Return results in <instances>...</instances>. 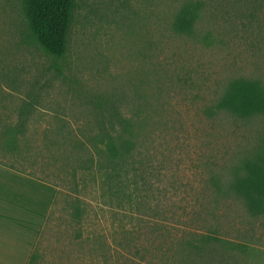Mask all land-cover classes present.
<instances>
[{"label":"rangeland","instance_id":"1","mask_svg":"<svg viewBox=\"0 0 264 264\" xmlns=\"http://www.w3.org/2000/svg\"><path fill=\"white\" fill-rule=\"evenodd\" d=\"M187 3L200 14L191 33H179ZM61 63L58 71L30 43L19 0H0V121H18L33 103L21 156L0 151V161L56 191L34 264H107L120 241L127 217L103 202L71 145L95 134L114 106L135 122V155L152 187L138 212L149 221L138 230L149 249L157 235L191 230L227 241L234 264H264V215H251L232 190L264 148V115L218 107L234 79L264 86V0H77ZM77 197L81 221L70 207Z\"/></svg>","mask_w":264,"mask_h":264},{"label":"trees","instance_id":"2","mask_svg":"<svg viewBox=\"0 0 264 264\" xmlns=\"http://www.w3.org/2000/svg\"><path fill=\"white\" fill-rule=\"evenodd\" d=\"M19 2L28 40L45 55L54 58V67L61 71V62L67 56L77 0ZM199 9V3L185 4L175 18L174 29L179 33H191L199 17ZM57 61L60 63L57 64ZM32 105L33 103L29 102L20 109L18 121H0V143L11 154H22L21 143L30 130L28 118ZM218 107L240 117L264 115V86L255 79H234L229 83ZM111 110V114L106 118L108 121H97V132L86 137L89 144L78 137H75L71 144L72 150L77 152L75 157L78 164L89 171V182L100 183L103 202L110 208L122 211L127 217L125 223L123 219L118 224L122 234L120 241L115 245L112 254L103 256V263L113 261L116 264H234V249L227 241L212 233L189 230L174 235L168 232V235L161 234L153 238L152 249H149L144 235L138 231L147 227L149 221L139 217L138 212L149 205L152 187L147 171H144L146 169L142 170V166H138L142 161L135 155V122L124 117L119 107L114 106ZM241 171L243 172H239L232 183V190L244 199L251 215H264V148L256 158L247 160ZM70 207L73 218L83 220L86 206L80 197L75 198ZM50 215L51 211L48 218ZM115 216L116 213L113 217ZM127 225L133 229L127 230ZM101 240L103 238H100L99 247L106 244ZM37 247L29 264H34L38 258Z\"/></svg>","mask_w":264,"mask_h":264},{"label":"crops","instance_id":"3","mask_svg":"<svg viewBox=\"0 0 264 264\" xmlns=\"http://www.w3.org/2000/svg\"><path fill=\"white\" fill-rule=\"evenodd\" d=\"M0 151L13 156L1 143ZM55 195L52 185L0 161V264H29Z\"/></svg>","mask_w":264,"mask_h":264}]
</instances>
